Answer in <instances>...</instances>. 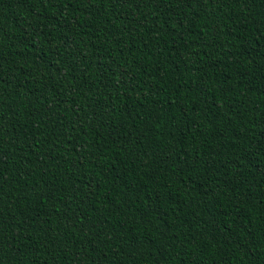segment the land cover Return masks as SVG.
<instances>
[{"label": "trees", "instance_id": "16d2710c", "mask_svg": "<svg viewBox=\"0 0 264 264\" xmlns=\"http://www.w3.org/2000/svg\"><path fill=\"white\" fill-rule=\"evenodd\" d=\"M0 264H264V0H0Z\"/></svg>", "mask_w": 264, "mask_h": 264}]
</instances>
